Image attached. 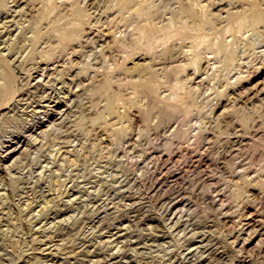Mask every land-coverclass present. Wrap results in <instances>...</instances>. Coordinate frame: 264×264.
<instances>
[{
    "label": "bare ground",
    "instance_id": "bare-ground-1",
    "mask_svg": "<svg viewBox=\"0 0 264 264\" xmlns=\"http://www.w3.org/2000/svg\"><path fill=\"white\" fill-rule=\"evenodd\" d=\"M11 1L14 2L16 6L10 5ZM11 1L0 0V9L2 10L0 12H2V14L3 13L6 14L5 18H4V15L1 16L2 15L1 14L0 19L1 18H3V19L7 18L8 19V17H10L12 19L11 20L12 23L9 22L11 24L9 26L5 23L6 21L4 22L3 20H0V58L1 59L5 58V56L9 57L12 55V54L9 55V51H8L7 55L4 54V52L9 50L10 45H12V44L7 45V41H9V42L12 41V40L10 41V39H11V36H13V33L15 34V31L17 29H19V31L17 30L18 32L16 34V35H19V32L21 31V29H23V28L25 29V27H22V28L18 27V23H19V26L21 23L20 19L27 18L28 15H29V17H31L30 15H32V13L36 10L35 7L38 6V5H36V6H32L29 8L30 3H20L21 1L18 2L17 0H11ZM26 1H28V0H26ZM105 1H107V0H105ZM259 1H262V0H259ZM98 2H99V0H46V3L44 2V4L42 2H40L39 5H41V6L38 7V11H37L38 14L40 13L39 14V16L41 17L39 19L40 22H43V20L47 19L44 14L50 13L51 15L46 14L47 16H50V18L48 17L50 20L48 19L49 22L41 23V24H44V26L43 27L39 26V30L35 31V32H37L35 34V36H34L35 32L33 33V31H32V34L34 36V37L32 36L33 39L36 40V43H38L37 39L39 38V40H40V38H42V36L44 37V32H47V33L50 32L51 34L56 32V36H59L57 38H59L60 43L66 42V43H68L66 45H69V44L72 45L73 43H76V44L72 45L73 48L75 49L77 47V49L81 48V50L84 49L82 47L87 46V45H84V41L86 42L85 44H88V43L90 44V42L95 43L101 39L103 41L101 43H103V44L105 43V45L101 46V54L102 55H103V53L105 54V51L108 48H109V50L111 49V51L114 48H117L122 53V54H119V56H118V58L119 57L121 58V59H119L121 61H118L119 63L115 64L114 69L117 68V69H123L126 71H132L133 72V71H135V69L140 70V68H142V67L143 68L144 67L150 68V71L148 72L149 76L140 71L142 74L140 73L139 77L137 76L138 78L136 77L137 78V79L135 78L136 80H134V78H133V80L135 81V84L138 83V84H141L142 86H146L156 94L159 93V89L161 87V84L164 83L163 81L166 82V79H167L168 81H170V82L167 81L169 84L173 80V82L171 83V86H169V87L165 86L166 88H171L170 93H168L166 91L167 95H164V96L160 95L159 98L161 100H165L168 103V105H174V107L175 106L177 107L179 105H184V106H186L184 108L185 109L187 108L189 111H191L190 108H192V107H199L198 103H200V102H198V97H200L202 95V94H200V96H199V88L201 87L202 84L205 83L204 81L207 78L206 75H209L208 71L209 70L214 71L212 69H214L215 66H213V65H215V64H213L212 65L213 67H211V61L212 62L214 61V63L218 61V60L216 61V57L218 56V53H217V55L216 54L211 55L210 53H214L212 50H214L217 47H219V48L223 47V49H225L226 54L228 55L229 65L231 66V69L228 70L229 73L232 74L231 77H234L236 79L243 78L244 75L242 77L240 76V74H241L239 72L240 70L236 71L237 69L234 70V67H233V65L236 63V56H237V50L234 47V43L237 40L247 41L246 40L247 36H245L244 33H246L247 28L250 26V24L251 23L257 24V23H260L261 21H264V12L257 13L256 15H254V18L252 20H247V19H245L246 17L245 18H241V17L238 18L239 17L238 13H241V12H236V11L230 12V10H229L226 12V14L223 15V13H222L223 11L221 12L222 8L231 7V5H232L231 3H229V1L226 2V0H168V1H166V0H122L120 2L121 3V9H122L121 10L122 18H120L119 15L117 14L118 17L121 19V21H118L117 19H115L117 17L110 18V14L107 11H104V10H101L100 8H97L98 6H96V5L98 4ZM252 2L255 4V6H257L259 4L258 0H252ZM22 4H24V5L22 6ZM32 5H34V4L32 3ZM250 6H244V7L247 8ZM105 7H108V6L106 5ZM112 7H110V8H112ZM101 8H104V7H101ZM239 8H238V11H240ZM236 9H237V7H236ZM68 10L72 11L74 14L72 27L66 28V29L62 28V30H60L59 27L55 26V23H57L55 20L57 18L59 21L61 13L63 11L66 13ZM257 12H259V11H257ZM112 13H113V16L116 15L114 12H112ZM125 13H127V14H125ZM249 13H250V11H249ZM38 14H36V15H38ZM234 15L238 16L237 17L238 19H236V20H238L237 21L238 25L236 24L238 27L235 25L237 27V30H231L232 27L231 28H230V26L228 27V23H226L227 25L223 26L224 28H226L225 29L226 30L225 34H227L226 37L229 36V37H231V39L227 40L228 38L227 39L225 38L223 45L218 46V43H216L217 40L214 36L215 39L214 38L213 39L216 40L215 43L210 42L211 45H209V46H208V44H207V46L205 45L206 49L203 50L202 45L204 43H207L209 41L208 38L210 37V35H212V34H209V37H208L206 32H209L212 30H215V31L219 30L222 27L220 25V22H225L223 20L224 18H231ZM251 16L252 15H250V17ZM62 18H64V16ZM27 19H25V20H27ZM41 19H42V21H41ZM28 20L30 21V19H28ZM236 20H235V23H236ZM23 21L24 20L22 19V22ZM60 21H61V19H60ZM126 21H127V23H126ZM128 21L131 23H128ZM226 21L228 22V19ZM218 23H219V25H218ZM1 24L4 25L3 28L1 26ZM21 24H23V23H21ZM27 24H28V22H27ZM24 25H22V26H24ZM28 26H26V27H28ZM69 26H70V24H69ZM44 27H45L46 31L44 30ZM259 27H257V28H259ZM63 29H65V30H63ZM43 30H44V32H43ZM28 31H30V29ZM21 32H24V31H21ZM21 35H22V33H21ZM216 35H218V33H216ZM218 37H219V35H218ZM53 38L54 37H52V39ZM50 39L48 41H50ZM206 39L208 40L207 42H206ZM48 41H45V42H48ZM23 42L25 43L26 41H23ZM30 42H33V40ZM45 42H43V43H45ZM50 42H54V41H50ZM36 43H35L34 47H36L39 44L38 43L36 45ZM60 43L57 44L58 47L60 46ZM248 43H250V42H248ZM46 44L47 43H45V45ZM64 44H62V45H64ZM28 46L31 47V44L29 43V45H25V47H23V48L24 49L25 48L30 49V47H28ZM48 46H51V45H48ZM214 46H217V47L214 48ZM42 47H44V46H42ZM69 47H70V45H69ZM69 47H66V49H68ZM44 48H39V49H43L41 52H44V54L46 53V56L48 57L47 54L50 55V53L52 51L51 50H50L51 52L49 51L50 47L48 48V50H46L47 48L46 49H44ZM12 49H10V50H12ZM32 49L33 48L30 49L31 51L28 50L29 52L27 51L28 56L30 53L33 54L35 50L39 51V50H37L38 48L37 49L34 48L35 49V50L33 49L34 51ZM77 49H75L72 53L74 54L75 52H77ZM87 49H89V48H87ZM141 49H143L144 52H142L143 50H141ZM52 50H54V49H52ZM61 50H62V48H61ZM19 51L21 52V54H22V52L24 53V50H19ZM78 51H80V50H78ZM114 51H115V49H114ZM20 52H18V54ZM27 52H25V53H27ZM53 52H55V50ZM60 52H59V54H61ZM96 52H94V53H96ZM116 52H118V51L116 50ZM120 52H118V53H120ZM63 53L65 54V52H63ZM255 53H257V52H255ZM18 54H17V56H18ZM92 54H93V52H92ZM219 54H221V53H219ZM3 55H4V57H3ZM98 55H100V54H98ZM52 56H54V55H52ZM26 57H27V55H26ZM100 57H102V56L100 55ZM19 58H20V55H19ZM219 59L221 60L222 58L219 57ZM4 61H5L4 64H6V65L3 66V69L0 68L2 71L1 72L2 81L0 82V87H2V91H0L1 92L0 93V120L1 121L5 118L6 119L9 118V112L14 110L13 105L15 106V103L17 102V98L19 96H21L20 92L23 91L24 86L31 84L32 81H35V83H37V84L43 83L44 85H46V83L48 81H50V79H51V77H50V74H51L50 66L48 63H42L43 59L41 60V62L36 60V61H38V63H36L35 65H33L29 69V73L28 74L26 73L27 75L25 77H23L20 74H19L20 76L16 75L17 72L15 70L22 66V65H16L15 66V63L18 64V62L16 60L9 61V58H8V60H6V58H5ZM1 62H3V61L1 60ZM104 63H106V62H104ZM129 63H132V65L128 66ZM243 63H245V62H243ZM63 64H64V62H63ZM257 64H259V63H257ZM55 66L53 65L54 68H55ZM219 66L220 65H218V67ZM244 67H245V65H244ZM241 68H243V66ZM263 68H264V63H263ZM21 69L19 68V71ZM255 69H258V68H255ZM143 70H145V69H143ZM122 72H124V71H122ZM146 72H147V70H146ZM52 74H53V72H52ZM213 75H214V73H213ZM216 75H218V74H216ZM215 76H214V78H215ZM247 76H249V75H247ZM171 78H174V79H171ZM219 78H220V76H219ZM229 79H230V77H229ZM25 80H26V82H24ZM51 81H52V79H51ZM206 82H207V80H206ZM48 83H50V82H48ZM78 83H79V81H78ZM227 83H229V82L227 81ZM238 83H240V82H237V84ZM248 84H251V83H248ZM255 84H256V82H255ZM255 84H254L255 87L253 86L254 88L253 87L252 88L250 87V89L247 88L248 91L246 93L243 92V94H239L240 90L238 92L235 89L236 92H238V94H239V95L237 94L238 97L235 98L234 101H232L233 103H231L230 106H228L227 103L224 104L226 107L228 106V107L232 108L230 110V111H232V115H233V113H237L239 110L240 111L241 110H243V111L248 110L252 114V112H253L252 110H254L253 106L257 107L256 102H254L255 100H257V101L261 100V102L264 103L262 98L259 99L260 95H264V88H263L264 86H259L258 84H256V85ZM208 85H209V83H208ZM224 85H226V84H224ZM50 86H52V85H50ZM206 86L205 85L203 86V90ZM218 86L220 87V85H218ZM238 86H240V85H238ZM243 86H245V85H243ZM61 87L60 88L57 87V83H56V85L54 84V87L52 86L51 88H47L45 86L44 94L42 93L44 95V96L43 95L42 96L45 99L42 100V102L46 101L47 104L37 106V108H39V109H38V111L36 110L34 112L35 117L32 118V121H31L32 123L27 122V125L29 123H31V124H29L27 131H29L31 133L32 132L35 133L37 130L42 128L45 124H49V123L52 124L56 121V119H53V116L50 114V112H53L55 110V108L57 107V105L60 101V100H58L59 96L57 93H58L59 89H62ZM165 87H164V89H166ZM241 87H242V85H241ZM226 88H228V87L226 86ZM47 89H50L48 93H47ZM134 89L132 88V91H128V92L124 91L125 93L123 92L119 95L116 94V95H118V97L116 96L117 99H114L113 101H111L109 99L111 102L108 105V114L109 113H110V115L114 114L115 118H118V120H122V122L124 120H126V122H127V120L130 121L129 119L132 117L133 121H131V122H134V119H137L139 117L138 113H141V111L143 110L141 105L144 106V101H145V100L143 101V100L138 99L139 95L136 94L137 92L134 91ZM162 89H163V87H162ZM164 89H163V91H164ZM238 89H240V88H238ZM200 90H202V89H200ZM235 90L233 93H235ZM138 91H140V90H138ZM160 91H161V89H160ZM225 91H226V89H225ZM215 93H217V92H215ZM38 94H40V93H38ZM138 94H140V93H138ZM231 94H232V92H231ZM206 96H205V98H207ZM209 96H211V95L209 94ZM214 96H212V97H214ZM224 96L226 97L227 95L224 94ZM150 97H152V96H150ZM263 98H264V96H263ZM21 99H19L18 101H20ZM146 100H148V99H146ZM228 100H230V99H228ZM209 101H210V99H209ZM211 101H213V100L211 99ZM215 101H217V100H215ZM218 101H220V100H218ZM12 103H13V105H12ZM223 103L224 102L220 101V102H217L215 105L212 104L211 108L208 106V108H210V110H208V108L206 107L207 105H206L205 106L206 108L205 107L204 108L207 109L208 111H210L209 116H208L209 119H206L207 118L206 117L207 115H206L205 116L206 121L205 120L204 121H198L200 123H198V124L194 123L193 125H192V122H190L192 126L189 125L190 124L189 123L188 126H191V127L188 130L185 129L186 130L185 133L181 132L182 131L181 129H180L181 131L180 130L177 131L178 133L179 132L182 134L184 133L183 134L184 136H182L183 138L180 137L181 139H173L174 134H175L174 133L173 137H171V139L167 140V138H166L167 134H166V136H164V134H162L164 136V139H166V141H167L165 143L168 146V148H167V150H165V149H160L161 146L160 147L156 146L155 148H153V150H151L149 153H147L148 156L145 159V161L146 160L147 161L145 162V165L143 167H141L143 169V176H144V178L142 179L144 184L142 183L143 186H141V187H143L142 192L141 191L135 192L132 190V187L136 186L139 177L138 176L137 177L131 176L130 178H126L123 180H121L122 179L121 178L120 179L121 181L118 179L120 185L117 188L112 186V185H111L112 186L111 188L108 187L107 191L104 192L105 198L103 200H101L102 199L101 198V199H93V200L89 201L92 204L91 207L94 208L96 211L95 212L93 210L95 215L91 218L89 217L88 218L89 220L87 219V221H85L84 223L79 224L80 226L81 225L82 226L79 229H77V230H79L77 232V233H79L78 236L82 235L81 238H79L77 236L80 239V241L78 242V244L80 245L79 248H82V250L78 248L79 250H81V252L79 250L78 251L80 253H83L85 255V256L84 255L83 256L85 258H87V260H84V259L80 260L79 259L80 256L77 255L78 257L74 258V259H76V262L75 263L73 262V264H81L80 262H82V264H87V263H89V264H135L136 263L135 262L136 253L145 252V251H149V253H151L150 251L153 249V247H156L159 244L161 245V243L163 245V242L170 243V241H172L171 239H174V238H177L179 241H181V239H182L183 243H180V245L184 246L185 248L183 247L184 249L180 250L179 253L177 252V254H175L174 252H173L174 254L173 253L169 254L168 258H166L165 255H162V257L160 256L161 261H159L158 264H229L228 262H230V261H231L230 264H246L247 262H250L252 259L249 258L248 256L247 257L243 256L244 254H246V253L243 254V252L247 251L248 247L251 245H256L258 254L261 255V258H264V169H262V168L257 169L254 167L253 163H255L254 162V160H255L254 154L255 153L252 154L253 152L250 151V150H252V148L254 147V145L256 143H258L259 141H261L264 138V125H263L264 123L262 121H260V119L257 116L254 117L255 113H254V115L253 114L252 115H246L248 113L240 115L242 112L239 114L237 113L238 115L237 114L236 115L239 117H237V119L233 121V119L229 120V118H232L231 117L232 115L229 116V114H227L225 112L229 116V118H228L229 121L223 119L225 116H223V118L221 117L223 122H225V121L227 122L226 127L228 126L227 128H224L225 130H222V129H220V124L222 123V121L220 123V118L218 116L220 113H218V110L223 106ZM18 104H19V102H18ZM260 104L261 103H259V106L261 107L262 104L261 105ZM2 107H4L7 111H3L4 108H2ZM159 107H160V105H159ZM162 107H164V106H162ZM74 108H76V107H74ZM171 108H172V106H171ZM171 108H169V109H171ZM178 108H180V107H178ZM258 108L256 109L257 111H258ZM201 109H203V107ZM23 110H25V109H23ZM260 110H262V109H260ZM189 111H187L188 115H189V113H188ZM201 111H203V110H201ZM216 112L218 113V115H216ZM174 113H175V111H174ZM178 113H181V112H178ZM198 113H199V111L197 112V114ZM206 113L207 112H204V114H206ZM221 113H223V112H221ZM225 113L223 115H225ZM256 113H258V112H256ZM261 113H262V111H261ZM193 114H191V115H193ZM199 114L197 116H199ZM201 114H200V117H201ZM215 115L218 117H216ZM25 116H27V115H25ZM26 119H28V118H26ZM118 120L113 119V121H111V122L109 120H107L106 123H104L105 124L104 125L105 132L109 131V133H110L113 130H115L114 127L118 123L117 122ZM195 120H197V119H195ZM102 121H104V120H102ZM125 123H123V124H125ZM129 124L131 125V123H129ZM129 124H127V125L125 124L126 127H128ZM62 125H64V124H62ZM132 125H133V127H135L133 123H132ZM222 125L224 127L225 124L222 123ZM222 125H221V127H222ZM121 126H122L121 129H123V125H121ZM67 129H68V127H67ZM168 129H169V127H168ZM85 130L87 131V129H85ZM173 130H175V129H173ZM23 131H25V128ZM88 131H89V129H88ZM141 131H142V129H141ZM151 132H152V130H151ZM113 133H114V131H113ZM157 134H159V133H156V135ZM67 136H68V134H67ZM74 136H75V134H74ZM175 138H177V137H175ZM149 140H151V139H149ZM263 141H264V139H263ZM10 142H11V140H10ZM10 142H9V135H7V136L5 135V138H2L0 140V149H1V154H0V180L2 177V173H3V172L1 173V171L5 170V169H7V170L9 169V166H8L9 164L7 165L6 161L9 159L12 152L21 143L20 138H18V141H17L18 145H14V144L9 145ZM157 145H159V143ZM132 146L133 145H132L131 141H128V147H132ZM142 146H144V145H142ZM256 146H259V145H256ZM146 148H147V146H146ZM257 148H259V147H257ZM115 150H117V149H115ZM135 150H137V149L135 148ZM47 153H49V152H47ZM77 153H78V151H77ZM80 154H81V152H80ZM120 155H121V153H120ZM258 155H261V154H258ZM262 156H264V154ZM262 156L260 158L262 159L261 161L263 162L264 159ZM114 160H116V159H114ZM141 160H143V159H141ZM257 162H258V160H257ZM117 164H119V163H117ZM55 165H56V163H55ZM109 165H112V164H109ZM257 166H258V164H257ZM263 168H264V165H263ZM117 169H119V168H117ZM47 170H49V167L47 165L43 166L41 174H45V172ZM81 171H83V170H81ZM86 171H87V169H86ZM52 172H54V171H52ZM107 172L109 173V171H107ZM8 173H9V171H8ZM118 174H119V172H118ZM116 175H117V173H116ZM116 177H118V176H116ZM33 182H34V179H33ZM4 183H7V182H4ZM105 184H107V183H104V185ZM229 184H231V186H236V189H238L239 194L244 195L245 200L243 198V202L241 204L234 205L236 202L235 203L233 202L234 204H232L231 203L232 201L229 202L226 199L227 197H229V196H227V194H229V193H227V191H229L228 190ZM231 186L229 185V187H231ZM74 189L75 188H73V186H71V187L69 186L65 189L64 193L67 194L66 196L68 197V200H66L65 205H63L64 208L57 209V210H59L58 212L56 211L54 214L53 213L51 214V215H53L52 220L45 218L44 222L42 220H41L42 222L40 220L37 221V223L35 222L36 223L35 225L39 224L38 225L39 228L37 227L36 232H38V230L42 229L46 225H48L47 227H49L50 226L49 223H51V222L53 223V225H55L54 223L56 222V219H61L60 221L64 222L67 219L71 218L73 216V213H77V208H75L74 205H70V204H74L75 201L78 200L79 198L81 199V196L83 195V193L81 191H83V190L75 191L76 189L75 190ZM229 189H231V188H229ZM0 190L4 191V193H2V194L0 193L1 194L0 198H3V199L5 198V200H8V199H6V198H8L6 189L0 188ZM85 190L87 191V189H85ZM90 194H88L89 195V196H87L88 198L90 197ZM141 195H146V197H144V196L142 197ZM232 195H233V193H232ZM21 196L22 195L20 194L19 197L21 198ZM25 197L26 196H24L23 198H25ZM118 198H119V201H118L119 203L123 202V201L125 202V203L123 202V204H121V203L120 204L126 207V208L125 207L124 208H125L127 214L129 213L128 211H130V214H132L131 212H133V213L137 212V210H135V208H138L139 211H144V208H146L148 206L151 207L154 211H152V214H148V212L150 211V209H148L149 210V211H147L148 215H144L143 212L139 213L138 215H140V214L144 215V217L141 216L143 218H137L138 215L136 216L133 214L132 215H125L124 214L120 217H117L118 216L117 215L116 216L117 220L112 221L106 229L104 228L105 230L101 229V231H99V232L96 231L97 233H99L97 235V238L100 239L98 241V244L100 245V249L98 247H95L94 244H91L92 240L90 242H88L90 244H87V240H88V239H86L88 237L87 232L89 230H92V232L95 231L94 228L98 226V223L104 221L103 218H105V216H103V215L108 214V211L111 208L109 206L111 204L115 205V200ZM26 199H27V197H26ZM43 199L44 198L42 197V200ZM141 200H146V201L144 202ZM46 201L48 202V200H46V199L43 202H46ZM84 201H87V200H84ZM100 201H102V202L100 203ZM40 202H39V204H40ZM4 203L5 202L2 201V199H0V204H3V206H4ZM7 203H9V202H7ZM147 203H149V204H147ZM237 203H238V201H237ZM28 204H31V203H28ZM200 204H202L201 206H203L204 208H206L210 211L209 217H211V218L213 217V219L215 218L216 221L222 223V226H226L227 225L226 223H228V222H231V223L233 222V224H232L233 227L226 228L227 232L225 231L226 234H224V236H219V237L218 236L216 237V235L210 236L209 233H212L215 231L216 223H214L213 220L212 221L211 220H205V222H203V224L202 223L200 224L198 222L197 219L199 217V214H198L199 212L197 211L198 207L196 209V206L197 205L200 206ZM36 205H38V204H36ZM87 205H89V204H87ZM39 206H41V205H39ZM4 209L5 208H3V210ZM202 211L204 212L203 209H202ZM9 212H10V210H9ZM110 214H111V212H110ZM206 214L208 215V213H206ZM2 216H3L2 217V220H3L5 215H2ZM185 216H187V217L184 218ZM135 217L137 219H139L140 221L139 220L133 221V218H135ZM38 218H40V217H38ZM106 218H107V216H106ZM194 219H196V220H194ZM111 220H113V219H111ZM73 221H75V219ZM61 222H59V223H61ZM134 222H136V223H134ZM135 224H136V226H137V224L142 226L143 228H141V227H139V228L141 230L142 229L145 230L146 233H144L142 231L143 234L141 233V235L130 236L128 234V230L131 229L132 225H135ZM33 225L34 224H32V226ZM229 225H230V223H229ZM27 228L30 229L29 227H27ZM195 230H198V231H195ZM36 232H34L35 234H33V236L36 235ZM43 232L46 233L45 228H44ZM61 232H62V230H61ZM67 233H69V232H67ZM222 233H220V235ZM39 234L40 233H38V235ZM38 235H36V237ZM33 236H32V239L35 238V237L33 238ZM42 236H43V239L41 238L42 251L43 250L45 251V249H49L48 251H51L52 246H51V248H50V246H48L51 244H48L49 242H48L47 238L44 239V235H42ZM60 236H62V235H60ZM39 237H40V235H39ZM128 237H131V238L129 240H126ZM197 237L199 238L198 241H194L191 243L189 242V240L191 241L192 239L193 240L197 239ZM51 239H52V237L49 240H51ZM35 240H36V238H35ZM56 240H58V239H56ZM186 241L189 242V244ZM123 242H124V245H120V243L123 244ZM93 243H95V242H93ZM223 243H225L226 246H229L231 248V253H234L236 255L235 258L230 260L231 255H228V251H227V249H225L226 246L225 245H224V247L222 246ZM52 244H53V242H52ZM54 244H55V242H54ZM121 246H123V249ZM104 247H105V249H104ZM108 247L110 248V250ZM124 247H126L125 248L126 251H124ZM70 248H72V247H70ZM253 249H254V247H253ZM53 251L49 252L48 254L51 255V253H53ZM71 252H72L71 255L75 254L73 251H71ZM53 254H55V253H53ZM76 254H78V252ZM76 254H75V256H76ZM9 255H11V254H9ZM157 256H159V255H157ZM84 257H82V258H84ZM256 257L257 256L255 255L254 258H256ZM259 257L260 256H258V259H259ZM122 258L126 259V261L122 260ZM151 258H154V257H151ZM231 258H232V256H231ZM56 259H58V258H56ZM136 260L138 261V259H136ZM149 260H150V258H149ZM156 260H158V259H156ZM253 260L256 261L255 259H253ZM20 261H22V260H20ZM60 261H61V259L59 258L57 260L58 263H56V264H64L63 261L62 262H60ZM149 263H151V262H149ZM256 263H257V261H256ZM261 263H262V261H260V264ZM53 264H54V262H53ZM137 264H139V263H137ZM251 264H252V262H251Z\"/></svg>",
    "mask_w": 264,
    "mask_h": 264
},
{
    "label": "rangeland",
    "instance_id": "rangeland-1",
    "mask_svg": "<svg viewBox=\"0 0 264 264\" xmlns=\"http://www.w3.org/2000/svg\"><path fill=\"white\" fill-rule=\"evenodd\" d=\"M11 1V0H9ZM18 2L21 1L20 3H30L29 8L32 6H36L35 7V11L32 13V15H30L31 17H29V15L27 16L28 19H30V21L27 18H22L24 21L22 22V19H20L21 24L19 26L18 23V27L22 28L25 27V29H21V31H28L30 29V31H26L24 32H19V35H16L17 32L19 31V29H17L15 31V34L13 33V36H11V39L9 41H7V45H10L9 50L5 51L4 54L7 55L8 51H9V55L11 56H5L6 60L9 61H13L16 60L18 62V64L15 63L16 65H22L21 67H19L21 70L19 71V68H17L15 71L17 72L16 75L18 76L19 74L22 75L23 77H25L28 73H29V69L35 65L36 63L41 62V60L43 59L42 63H48L50 66V77L52 79H50V83H46V85L42 84H37L35 83V81H32L31 84L24 86L23 87V91L20 92L21 96H19L17 98V102L15 103L14 110L9 112V118L8 119H3L2 121L0 120V140L2 138H5V135H9V142L11 140L10 144H14V145H18L17 141L18 138H20L21 143L17 146V148L12 152V154L10 155L9 159L6 161L7 165L9 166V169H5L3 171H1L2 173V177L0 180V188H5L7 191V197L5 200V198H0L2 199V201H4V206L3 204H0V264H56L58 263L57 260L60 258L62 262L64 264H73V262H76V257H78L77 255H79V259L82 260H87V258H85L83 253H80L82 248H79L80 245L78 244V242L80 241L79 238L82 237V235L78 236L79 233H77L81 226L79 224L84 223L85 221H87V219L90 217H93L95 214L93 212V210L95 211L94 208L91 207V203L89 201L93 200V199H101L103 200L105 198V191H107V188H111L112 186L114 187H119V180H123L126 178H130L131 176H138V181L136 186L132 187V190L135 192H142L143 190V169L141 167H143L145 165V159L147 158L148 154L151 150H153V148H155L156 146H161L160 149H165L167 150L168 146L166 145L165 142L166 139H164V136H166L167 134V140L171 139V137H174L173 139H181L183 138L182 136H184L183 134L186 132V130H188L194 123L198 124L200 122L198 121H206V119H209V113L210 108L213 105H215L217 102H224L223 106L218 110V113H220L218 115V113L216 112V115L219 116L220 118V123L222 121L224 125H222V123L220 124V129L225 130L224 128L226 127V121L223 122V120L221 119V117L223 118V116H225L223 119L224 120H228L229 116L232 115V111H230L232 108L228 107L231 105V103H233L232 101L235 100V98L238 97L239 94H243L246 93L248 91V89H250V87L252 88L256 82V84H258L259 86H264V68H263V63H264V21H261L260 23H251L250 26L247 28V31L245 34V36H247V41H243V40H237L234 43V47L237 50V56H236V63L233 65L234 70L238 71L241 73L240 76L243 78H239L236 79L234 77H231L232 74L229 73L228 70L231 69V66L229 65V61H228V55L225 52V49H223V47L219 48L217 46V48H213L214 50H212L214 53H210L211 55H214L218 53V56L216 57V61L212 62L211 61V67L213 66H217L220 65L218 68L214 67V71L209 70L208 73L209 75H206L207 78V82L206 80L204 81L205 83L202 84L203 86L207 85L204 90H203V86L201 85V87L199 88V96L200 94H202L200 97H198V103L199 107H192L190 108L191 111H189L187 108L185 109L184 105H179V106H175L174 105H168V103L165 100H161L159 97L160 95L164 96L167 95V92L170 93L171 88H166L171 86V83L173 82V80L171 81V83L168 84V81L166 79V82L163 81L164 85L161 84V91L159 89V93H154L152 90H150L148 87L146 86H142L141 84L136 83L135 81L138 77L139 74L145 73L146 75H148V72L150 71V68H140L139 69H135V71H126L123 69H114L115 68V64L119 63L118 61H121L119 59H121L120 57L118 58L119 54H122L117 48L111 51V49L109 50L106 49L105 54L103 53V55L101 54V46L105 45V43H101L103 42L101 39L98 40L95 43H91L90 44H85L86 42L84 41V46L81 50V48L77 49V47L75 49H77V52H75L74 54L72 53L75 49L73 48L72 45L76 44L73 43L72 45H66L68 43L66 42H62L60 43L59 36H56V32L55 33H47L44 32V30L46 31L45 27H44V37L42 36V38L37 39L38 43H36V40L33 39V37L35 36V34L39 30V26H44V24L41 23H46L49 22V18L50 16H47L48 14L51 15L50 13H46L44 14L46 16V20H43V22H40V16L38 14V7H40L41 5L40 2H42L44 4V2L46 3V0H17ZM26 1V2H25ZM116 1V2H115ZM122 1V0H121ZM120 0H99L98 4L96 6H98L97 8H100L101 10L107 11L110 14V18H114L117 17L115 19H117L118 21H121L120 18H122V12H121V2ZM168 1V0H166ZM231 3V7H224L222 8L221 12L224 14H226L227 11L230 10V12H241L238 13V16H232L231 18H224L223 20L225 22H220V26L221 28L219 30H212L209 32H206L207 36L210 37L208 38V40L206 39L207 43H204L202 45L203 50L206 49V46L208 44L211 43H215V41L217 40L216 43H218V46H222L224 43L225 38L227 40H230L231 37H226L227 34L226 33V28H224V25H227L226 23H228V27L230 26L231 30H237V21L236 19L238 18H245L247 20H252L254 18V15H256L257 13H262L264 12V0L259 1V4L257 6H255V4L252 2V0H226V2ZM34 5H32V3ZM114 2V3H113ZM236 2V3H235ZM240 2V3H239ZM243 2V3H242ZM262 2V3H261ZM100 3V4H99ZM111 3V4H110ZM240 5H239V4ZM242 3V4H241ZM245 3V4H244ZM247 3V4H246ZM14 4V5H13ZM105 4V5H104ZM239 6H238V5ZM244 4V5H243ZM251 6H250V5ZM262 4V5H261ZM10 5L12 6H16L14 2H10ZM24 4H22L23 6ZM101 5V6H100ZM108 7H105V6ZM237 5V6H236ZM243 5V6H242ZM113 6V7H112ZM244 6H250V7H244ZM262 6V7H261ZM104 7V8H101ZM112 7V8H110ZM237 7V9H236ZM240 7V8H239ZM244 7V8H243ZM20 8V7H19ZM107 8V9H106ZM109 8V9H108ZM230 8V9H229ZM238 8L240 11H238ZM120 9V10H119ZM234 9V10H233ZM243 9V10H242ZM218 10V9H217ZM243 12H242V11ZM246 10V11H245ZM261 10V11H260ZM0 11H2L0 9ZM69 11V10H68ZM62 12L58 19L56 18V22L55 26L59 27L60 30H62V28H71L72 27V22H73V18H74V14L72 11L69 12ZM250 11V13H249ZM259 11V12H257ZM37 12V13H36ZM114 12L116 15L113 16ZM42 13V12H41ZM244 13V14H243ZM246 13V14H245ZM2 14V12H0V15ZM38 14V15H36ZM119 17H118V15ZM127 14V13H125ZM4 15V18L6 16L5 13H3L1 16ZM36 15V16H35ZM250 15H252L250 17ZM64 16V18H62ZM244 16V17H243ZM34 17V18H33ZM49 17V18H48ZM124 17V16H123ZM238 17V18H237ZM248 17V18H247ZM19 18V17H18ZM36 18V19H35ZM119 18V19H118ZM27 19V20H25ZM32 19V20H31ZM49 19V20H48ZM61 19V21H60ZM124 19V18H123ZM228 19V22L226 21ZM0 20H3L8 26L11 25L10 23H12V19L10 17H8V19H3L1 18ZM10 20V21H9ZM39 20V21H38ZM234 20V21H233ZM236 20V23H235ZM2 21V22H3ZM32 21V22H31ZM42 21V19H41ZM117 21V22H118ZM10 22V23H9ZM28 22V24H27ZM231 22V23H230ZM127 23V21H126ZM128 23H131L128 21ZM222 23V24H221ZM235 23V24H234ZM25 24V25H24ZM52 24V23H51ZM66 24V25H65ZM70 24V26H69ZM237 24V25H236ZM24 25V26H22ZM29 25V26H28ZM219 25V23H218ZM237 27H236V26ZM2 28L4 25H2ZM28 26V27H26ZM65 26V27H64ZM261 28H260V27ZM227 27V26H226ZM259 27V28H257ZM263 27V28H262ZM1 28V29H2ZM33 28V29H32ZM41 28V27H40ZM236 28V29H235ZM251 28V29H250ZM255 28V29H254ZM63 29V30H65ZM32 31L34 33V36L32 34ZM208 31V30H207ZM260 31V32H259ZM262 31V32H261ZM216 33H218V35H216ZM255 34V35H254ZM46 35V36H45ZM33 36V37H32ZM48 36V37H47ZM54 37L52 39V37ZM216 40H214L215 38ZM17 37V38H16ZM46 37V38H45ZM250 37V38H249ZM261 37V38H260ZM26 38V39H25ZM45 38V39H44ZM48 38V39H47ZM51 38V39H50ZM214 38V39H213ZM21 39V40H20ZM50 39V41H54V42H50L48 41ZM214 41H213V40ZM29 40V41H28ZM33 42H30L32 41ZM16 41V42H15ZM21 41V42H20ZM23 41H26L25 43ZM48 41V42H45ZM58 41V42H57ZM100 41V42H99ZM261 41V42H260ZM47 43L45 45V43ZM50 42V43H49ZM243 42V43H242ZM250 42V43H248ZM257 42V43H256ZM20 43V44H19ZM29 43L31 44V48H35L39 51H34V53H30L28 56V52L31 51L28 48H23L25 47V45H29ZM36 43V47H34ZM43 43V44H42ZM49 43V44H48ZM58 43H60V46L58 47ZM65 43V44H64ZM25 44V45H24ZM41 44V45H40ZM53 44V45H52ZM64 44V45H62ZM24 45V46H23ZM51 45V46H48ZM57 47H56V46ZM66 45V46H65ZM98 45V46H97ZM206 45V46H205ZM44 46V47H42ZM72 46V47H71ZM263 46V47H262ZM50 47V48H49ZM66 47H69L68 49H66ZM91 47V48H90ZM248 47V48H247ZM13 48V49H12ZM16 48V49H15ZM39 48H44L46 50H48L51 52L50 55H54V56H50L49 54L48 57L46 56V53L44 54V52H41L43 49H39ZM62 48V50H61ZM73 48V49H72ZM89 48V49H87ZM12 49V50H10ZM24 50V53L19 51V50ZM55 52H53L54 50ZM66 49V50H65ZM72 49V50H71ZM91 49V50H90ZM212 49V48H211ZM210 49V50H211ZM26 50V51H25ZM29 50V51H28ZM65 50V51H64ZM80 50V51H78ZM90 50V51H89ZM116 50L118 52H116ZM143 50V49H141ZM258 50V51H257ZM11 51V52H10ZM20 52L18 54V52ZM28 51V52H27ZM32 51V52H33ZM57 51V52H56ZM61 51V52H60ZM85 51V52H84ZM97 51V52H96ZM100 51V52H99ZM114 51V52H113ZM209 51V50H208ZM27 52V53H25ZM59 52L61 54H59ZM65 52V54L63 53ZM72 54H71V53ZM93 52V54H92ZM96 52V53H94ZM112 52V53H111ZM144 52V50L142 51ZM257 52V53H255ZM15 53V54H14ZM40 53V54H39ZM88 53V54H87ZM110 53V54H109ZM116 53V54H115ZM221 53V54H219ZM14 54V55H13ZM18 54V56H17ZM32 54V55H31ZM37 54V55H36ZM77 54V55H76ZM100 54L102 57H100ZM109 54V55H108ZM118 54V55H117ZM248 54V55H247ZM250 54V55H249ZM18 57H16V56ZM20 55V58H19ZM27 55V57H26ZM56 55V56H55ZM94 55V56H93ZM112 55V56H111ZM241 55V56H240ZM15 56V57H14ZM25 56V57H24ZM45 56V57H44ZM60 56V57H59ZM4 57V55H3ZM34 57V58H33ZM222 58L221 60L219 59ZM241 57V58H240ZM5 58L1 59L0 58V68L3 69V66L6 65L5 63ZM15 58V59H14ZM46 60H45V59ZM52 60H51V59ZM243 58V59H242ZM261 58V59H260ZM22 59V60H21ZM25 59V60H24ZM40 59V60H39ZM92 59V60H91ZM239 59V60H238ZM251 59V60H250ZM1 60L3 62H1ZM30 60V61H29ZM38 60V61H36ZM48 60V61H47ZM104 60V61H103ZM113 60V61H112ZM220 60V61H219ZM223 60V61H222ZM228 62H227V61ZM56 61V62H55ZM68 61V62H67ZM116 61V62H115ZM222 61V62H221ZM26 62V63H25ZM64 62V64H63ZM106 62V63H104ZM224 62V63H223ZM242 62V63H241ZM245 62V63H243ZM247 62V63H246ZM262 62V63H261ZM111 63V64H110ZM227 63V64H226ZM259 63V64H257ZM215 64V65H213ZM237 64V65H236ZM239 64V65H238ZM257 64V65H256ZM26 65V66H25ZM53 65L55 66V69L53 67ZM92 65V66H91ZM99 65V66H98ZM131 66L132 63H129L128 66ZM213 65V66H212ZM227 65V66H226ZM241 65V66H240ZM245 65V67H244ZM262 65V66H261ZM236 66V67H235ZM243 66V68H241ZM256 66V67H255ZM24 67V68H23ZM62 67V68H61ZM68 69H67V68ZM110 69H109V68ZM227 67V68H226ZM230 67V68H229ZM238 67V68H237ZM251 67V68H250ZM27 68V69H26ZM65 68V69H64ZM224 68V69H223ZM226 68V69H225ZM258 68V69H255ZM1 69H0V82L2 81L1 79ZM25 69V70H24ZM145 69V70H143ZM149 69V70H148ZM221 69V70H220ZM246 69V70H245ZM250 71H249V70ZM253 69V70H252ZM255 69V70H254ZM24 70V71H23ZM56 70V71H55ZM139 70V71H138ZM147 70V72H146ZM216 70V71H215ZM28 71V72H27ZM49 71V72H50ZM124 71V72H122ZM141 71V72H140ZM245 71V72H244ZM255 71V72H254ZM53 72V74H52ZM139 72V73H138ZM228 74H227V73ZM234 72V71H233ZM27 73V74H26ZM55 73V74H54ZM63 75H62V74ZM112 73V74H111ZM131 73V74H130ZM141 73V74H142ZM214 73V75H213ZM218 75H216V74ZM251 73V74H250ZM253 73V74H252ZM126 74V75H125ZM19 75V76H20ZM110 75V76H109ZM113 77H112V76ZM133 75V76H132ZM213 75V76H212ZM217 77H216V76ZM227 75V76H226ZM229 75V76H228ZM249 75V76H247ZM55 76V77H54ZM135 76V77H134ZM138 76V77H137ZM149 76V75H148ZM215 76V78H214ZM220 76V78H219ZM131 77V78H130ZM137 77V78H136ZM223 77V78H222ZM230 77V79H229ZM63 78V79H62ZM134 78V80H133ZM136 78V79H135ZM249 78V79H248ZM258 78V79H257ZM57 79V80H56ZM59 79V80H58ZM130 79V80H129ZM132 79V80H131ZM174 79V78H171ZM218 79V80H217ZM251 79V80H250ZM54 80V81H53ZM79 83H78V81ZM170 80V79H169ZM217 80V81H216ZM223 80V81H222ZM168 81V82H167ZM222 81V82H221ZM227 81L230 83H227ZM243 81V82H242ZM261 81V82H260ZM26 82V80L24 81ZM237 82H240L237 84ZM242 82V83H241ZM254 82V83H253ZM258 82V83H257ZM52 83V84H51ZM57 83V87H61L62 89H59L58 91V96H59V103L57 105V107L55 108V110L53 112H50V114L53 116V119H56V121L54 123H49V124H45L42 128H40L39 130H37L35 133H31L29 131H27V128L29 127V124H31L32 122V118L35 117L34 112L39 108H37L38 105H46L47 102L44 101L42 102V100H44L45 98H43V94H44V88L45 86L47 88H51L52 86L54 87V84L56 85ZM166 83V84H165ZM209 83V85H208ZM247 83V84H246ZM251 83V84H248ZM34 84V85H33ZM226 84V85H224ZM229 84V85H228ZM255 84V85H256ZM44 85V86H43ZM52 85V86H50ZM137 85V86H136ZM168 85V86H167ZM220 85V87L218 86ZM232 85V86H231ZM240 85V86H238ZM242 85V87H241ZM245 85V86H243ZM247 85V86H246ZM250 85V86H249ZM166 86V87H165ZM226 86L228 88H226ZM40 87V88H39ZM164 87L166 89H163ZM231 87V88H230ZM245 87V88H244ZM255 87V86H254ZM253 87V88H254ZM42 88V89H41ZM132 88L134 89V91H136L137 95H139L140 100H145L144 101V106H142V111L141 113H138L139 117L137 119H134V122L132 120V117L129 119L130 121L124 120L122 122V120H118V118H115L114 114L110 113L108 114V105L111 101H113L114 99H117L118 95L128 91H132ZM207 88V89H206ZM220 90H219V89ZM240 88V89H238ZM244 88V89H243ZM248 88V89H247ZM262 88V87H261ZM264 88V87H263ZM34 89V90H33ZM146 89V90H145ZM202 89V90H200ZM226 89V91H225ZM230 89V90H229ZM239 92H236V90ZM50 89H47V93L49 92ZM140 90V91H138ZM144 90V91H143ZM207 90V91H206ZM235 90V93H233ZM245 90V91H244ZM0 91H2V87H0ZM33 91V92H32ZM37 91V92H36ZM86 91V92H85ZM122 91V92H121ZM167 91V92H166ZM224 91V92H223ZM228 91V92H227ZM23 92V93H22ZM119 92V93H118ZM124 92V93H125ZM217 92V93H215ZM232 92V94H231ZM1 93V92H0ZM27 93V94H26ZM40 93V94H38ZM43 93V94H42ZM72 93V94H71ZM140 93V94H138ZM148 93V94H147ZM163 93V94H162ZM23 94V95H22ZM29 94V95H28ZM46 94V93H45ZM65 94V95H64ZM82 94V95H81ZM118 94V95H116ZM144 94V95H143ZM209 94L211 96H209ZM219 94V95H218ZM224 94H226L227 96L225 97ZM238 94V95H237ZM36 95V96H35ZM43 95V96H42ZM68 95V96H67ZM207 95V96H206ZM215 95V96H214ZM231 95V96H230ZM237 95V96H236ZM35 96V97H34ZM117 96V97H116ZM152 96V97H150ZM204 96V97H203ZM205 96L208 98H205ZM210 98H209V97ZM214 96V97H212ZM219 96V97H218ZM264 95H260L259 99H263ZM39 97V98H38ZM68 97V98H67ZM144 97V98H143ZM154 97V98H153ZM203 97V98H202ZM223 97V98H222ZM229 97V98H228ZM22 98V99H21ZM43 98V99H42ZM148 100H146V99ZM151 98V99H150ZM205 98V99H204ZM219 98V99H218ZM230 100H228V99ZM232 98V99H231ZM19 99H21L20 101H18ZM32 99V100H31ZM74 99V100H73ZM93 99V100H92ZM102 99V100H101ZM111 101H110V100ZM211 101V99L213 101ZM224 99V100H223ZM226 99V100H225ZM258 99V100H259ZM26 100V101H25ZM156 100V101H155ZM217 100V101H215ZM220 100V101H218ZM65 101V102H64ZM103 101V102H102ZM150 103H149V102ZM155 101V102H154ZM226 101V102H225ZM228 101V102H227ZM19 102V104H18ZM71 102V103H70ZM78 102V103H77ZM146 102V103H145ZM214 102V103H213ZM216 102V103H215ZM254 102H256V106H253L252 110V114L255 116L254 117H258L260 119V121H262L264 123V103L260 101L255 100ZM70 103V104H69ZM149 103V104H148ZM209 103V104H208ZM228 104V108L224 105V104ZM259 103L262 104V106H259ZM260 104V105H261ZM25 105V106H24ZM147 105V106H146ZM160 105V107H159ZM207 105V106H206ZM17 106V107H16ZM33 106V107H32ZM164 106V107H162ZM172 106V108H171ZM208 108V106L210 108L205 109L206 107ZM76 107V108H74ZM144 107V108H143ZM146 107V108H145ZM180 107V108H178ZM203 107V109H201ZM205 107V108H204ZM262 109V110H260ZM263 107V108H262ZM4 108V107H2ZM158 108V109H157ZM171 108V109H169ZM175 108V109H174ZM258 108V111L256 110ZM25 109V110H23ZM59 111H58V110ZM163 109V110H162ZM165 109V110H164ZM178 109V110H177ZM199 111L200 114L199 116H197V110ZM63 110V111H62ZM99 110V111H98ZM180 110V111H179ZM189 111V115L187 114V111ZM194 110V111H193ZM203 110V111H201ZM207 110V111H206ZM222 110V111H221ZM3 111H7L5 108L3 109ZM19 111V112H18ZM155 111V112H154ZM175 111V113H174ZM197 111V112H196ZM223 113H221V112ZM229 111V112H228ZM240 111V110H239ZM237 112L238 114L241 113L240 115H243L245 113H248L246 115H252L250 111L246 110L243 111L241 110L240 112ZM262 111V113H261ZM16 114H15V113ZM181 112V113H178ZM204 112H207L206 114H204ZM229 114V116L226 114ZM258 112V113H256ZM158 113V114H157ZM194 113V114H193ZM225 113V115H223ZM237 113H233V115L231 116L232 118H229V120L233 119L236 120L238 114ZM11 114V115H10ZM61 114V115H60ZM193 114V115H191ZM197 114V115H196ZM204 114V115H203ZM237 114V115H236ZM27 115V116H25ZM157 115V116H156ZM172 115V116H171ZM187 115V116H186ZM207 115V116H206ZM215 115V116H216ZM261 115V116H260ZM62 116V117H61ZM111 116V117H110ZM207 118H206V117ZM216 116V117H218ZM234 116V117H233ZM28 119H26V118ZM114 117V118H113ZM176 117V118H175ZM196 117V118H195ZM204 119H203V118ZM111 118V119H110ZM117 119L118 123L115 125L114 129V133L113 131L109 133V131L105 132L104 130V123H106L107 120H109L110 122L113 121V119ZM206 118V119H205ZM24 119V120H23ZM197 119V120H195ZM262 119V120H261ZM9 120V121H8ZM22 120V121H21ZM104 120V121H102ZM169 120V121H168ZM228 120V121H229ZM7 121V122H6ZM17 121V122H16ZM61 121V122H60ZM120 121V122H119ZM5 122V123H4ZM21 122V123H20ZM27 122H31L27 125ZM126 122V123H125ZM172 122V123H171ZM192 122V125L191 123ZM126 125L131 123V125L128 127H126ZM132 123L134 124L135 127H133ZM169 123V124H168ZM190 123V124H189ZM64 124V125H62ZM66 124V125H65ZM101 124V125H100ZM185 124V125H184ZM191 125V126H188ZM15 125V126H14ZM47 125V126H46ZM101 127H100V126ZM121 125H123V129H121ZM125 125V126H124ZM177 125V126H176ZM222 125V127H221ZM264 125V124H263ZM25 126V127H24ZM57 126V127H56ZM142 126V127H141ZM15 127V128H14ZM68 127V129H67ZM93 127V128H92ZM153 127V128H152ZM169 127V129H168ZM25 128V131H23ZM87 129V131L85 129ZM130 130H129V129ZM89 129V131H88ZM136 129V130H135ZM142 129V131H141ZM152 132H151V130ZM175 129V130H173ZM182 131H181V130ZM186 129V130H185ZM93 130V131H92ZM173 130V131H172ZM181 131L184 132L182 133H178L177 131ZM23 131V132H22ZM122 131V132H121ZM134 131V132H133ZM7 132V133H6ZM9 132V133H8ZM98 132V133H97ZM159 133L156 135V133ZM165 132V133H164ZM173 132V133H172ZM5 133V134H4ZM152 133V134H151ZM68 134V136H67ZM75 134V136H74ZM78 134V135H77ZM104 134V135H103ZM111 134V135H110ZM142 134V135H141ZM155 134V135H154ZM164 134V136L162 135ZM107 135V136H106ZM137 135V136H136ZM161 135V136H160ZM181 135V136H180ZM4 136V137H3ZM94 136V137H93ZM163 136V137H162ZM80 137V138H79ZM159 137V138H158ZM169 137V138H168ZM177 137V138H175ZM181 137V138H180ZM13 138V139H12ZM66 138V139H65ZM70 138V139H69ZM140 138V139H139ZM161 138V139H160ZM22 139V140H21ZM69 139V140H68ZM76 139V140H75ZM139 139V140H138ZM147 139V140H146ZM151 139V140H149ZM154 139V140H153ZM264 139V138H263ZM263 139L261 141H259L258 143H256L254 145V149L252 148L251 153L254 154L255 156V160L253 163L254 167L257 169H264L263 165H264V160L263 162L261 161L262 159L260 158L264 153V141ZM17 140V141H16ZM101 140V141H100ZM158 142H157V141ZM29 141V142H28ZM76 141V142H75ZM128 141H131L132 143V147H128ZM148 141V142H147ZM164 141V142H163ZM93 142V143H92ZM161 142V143H160ZM17 143V144H16ZM81 143V144H80ZM97 143V144H96ZM102 143V144H101ZM159 143V145H157ZM163 143V144H162ZM83 144V145H82ZM101 144V145H100ZM141 144V145H140ZM73 145V146H72ZM78 145V146H77ZM144 145V146H142ZM163 145V146H162ZM259 145V146H256ZM104 146V147H103ZM108 146V147H107ZM124 146V147H123ZM147 146V148H146ZM263 148H262V147ZM85 147V148H84ZM112 147V148H111ZM127 147V148H126ZM259 147V148H257ZM114 148V149H113ZM135 148L137 150H135ZM261 148V149H260ZM112 149V150H111ZM117 149V150H115ZM149 151H148V150ZM54 150V151H53ZM72 150V151H71ZM110 150V151H109ZM256 150V151H255ZM76 151V152H75ZM78 151V153H77ZM81 154H80V152ZM146 151V152H145ZM260 151V152H259ZM263 151V152H262ZM49 152V153H47ZM117 152V153H116ZM126 152V153H125ZM257 152V153H256ZM66 153V154H65ZM69 153V154H68ZM85 153V154H84ZM96 153V154H95ZM102 153V154H101ZM104 153V154H103ZM121 153V155H120ZM146 153V154H145ZM0 154H1V149H0ZM45 154V155H44ZM88 154V155H87ZM94 154V155H93ZM121 158H119L117 155ZM261 154V155H258ZM40 155V156H39ZM81 155V156H80ZM87 157H86V156ZM98 155V156H97ZM123 155V156H122ZM259 157H258V156ZM52 156V157H51ZM54 156V157H53ZM64 156V157H63ZM95 156V157H94ZM101 156V157H100ZM35 157V158H34ZM57 157V158H56ZM70 157V158H69ZM87 159H85V158ZM264 159V156H262ZM46 158V159H45ZM54 158V159H53ZM64 158V159H63ZM76 160H74V159ZM33 159V160H32ZM38 159V160H37ZM41 159V160H40ZM45 159V160H44ZM72 159V160H71ZM113 159V160H112ZM116 159V160H114ZM143 159V160H141ZM47 160V161H46ZM65 160V161H64ZM80 160V161H79ZM96 160V161H95ZM112 160V161H111ZM124 160V161H123ZM258 160V162H257ZM46 161V162H45ZM54 161V162H53ZM261 161V162H260ZM36 162V163H35ZM58 162V163H57ZM69 162V163H68ZM257 162V163H256ZM45 163V164H44ZM56 163V165H55ZM119 163V164H117ZM63 164V165H62ZM78 164V165H77ZM112 164V165H109ZM140 164V165H139ZM258 164V166H257ZM35 165V166H34ZM47 165L49 167V170H47L45 172V174H41L42 171V167ZM53 166V167H52ZM70 166V167H69ZM82 168H81V167ZM121 166V167H120ZM262 166V167H261ZM30 167V168H29ZM106 167V168H105ZM110 167V168H109ZM72 168V169H71ZM78 168V169H77ZM81 168V169H80ZM87 171H86V169ZM108 168V169H107ZM119 168V169H117ZM53 169V170H52ZM63 169V170H62ZM107 169V170H106ZM116 169V170H115ZM142 169V170H141ZM261 169V170H262ZM61 170V171H60ZM78 170V171H77ZM83 170V171H81ZM112 170V171H111ZM118 170V171H117ZM141 170V171H140ZM9 171V173H8ZM54 171V172H52ZM60 173H59V172ZM65 171V172H64ZM68 171V172H67ZM77 171V172H76ZM80 171V172H79ZM109 171V173L107 172ZM124 171V172H123ZM30 172V173H29ZM58 172V173H57ZM83 172V173H82ZM111 172V173H110ZM119 172V174H118ZM32 173V174H31ZM68 173V174H67ZM117 173V175H116ZM9 174V175H8ZM29 174V175H28ZM61 174V175H60ZM64 174V175H63ZM75 174V175H74ZM84 174V175H83ZM135 174V175H134ZM41 175V176H40ZM57 175V176H56ZM71 175V176H70ZM86 175V176H85ZM30 176V177H29ZM49 176V177H48ZM118 176V177H116ZM40 177V178H39ZM44 177V178H43ZM100 177V178H99ZM113 177V178H112ZM5 178V179H4ZM46 178V179H45ZM103 178V179H102ZM34 179V182H33ZM38 179V180H37ZM44 179V180H43ZM99 179V180H98ZM119 179V180H118ZM23 180V181H22ZM86 182H85V181ZM105 180V181H104ZM120 180V181H121ZM32 181V182H31ZM38 181V182H37ZM118 181V182H117ZM7 182V183H4ZM31 182V183H30ZM63 182V183H62ZM73 182V183H72ZM100 182V183H99ZM91 183V184H90ZM104 183H107L104 185ZM143 183V184H142ZM39 184V185H38ZM99 184V185H98ZM116 184V185H115ZM131 184V183H130ZM141 184V185H140ZM7 185V186H6ZM23 185V186H22ZM33 185V186H32ZM112 185V186H111ZM231 186V184H229ZM228 185V190L227 193V197L226 199L231 202L234 205L237 204H241L243 202V198L244 195L239 194L238 189H236V186H231L229 187ZM6 186V187H5ZM28 186V187H27ZM71 187L73 186V188H75V191H81L83 193V195L81 196V199L79 198L78 200L75 201L74 204H70V205H74L75 208H77V213H73V216L69 219H67L64 222H61V219H56V222L54 223L55 225H53V223H49V227H47L48 225H46L45 227H43L42 229L37 231V227L38 225H35L37 223V221H45V218L52 220L53 215H51L52 213L54 214L56 211L58 212L59 210L57 209H62L64 208L63 205H65L66 200H68V197L66 196L67 194H65V189L67 187ZM77 186V187H76ZM31 187V188H30ZM103 187V188H102ZM105 187V188H104ZM235 187V188H234ZM25 188V189H24ZM65 188V189H64ZM231 188V189H229ZM34 189V190H33ZM87 189V191L85 190ZM166 189V188H165ZM101 190V191H100ZM232 192H231V191ZM95 191V192H94ZM100 191V192H99ZM21 192V193H20ZM231 192V193H230ZM0 193H4V191L0 190ZM90 194V197L88 198L87 196H89L88 194ZM94 193V194H93ZM102 193V194H101ZM233 193V195H232ZM0 194V195H1ZM20 194L22 195L21 198L19 197ZM18 195V196H17ZM99 195V196H98ZM11 196V197H10ZM24 196L26 197L23 198ZM142 197H146V195H141ZM231 196V197H230ZM243 196V197H242ZM19 197V198H18ZM42 197L44 198L42 200ZM95 197V198H94ZM23 198V199H22ZM41 198V199H40ZM88 198V199H87ZM230 200H229V199ZM239 198V199H238ZM22 199V200H21ZM40 199V200H39ZM48 200V202H43ZM236 199V200H235ZM21 200V201H20ZM87 200V201H84ZM240 200V201H239ZM245 200V198H244ZM9 203H7V202ZM21 203H20V202ZM33 201V202H32ZM36 203H35V202ZM41 201V202H40ZM119 198L115 200V205H110L109 207L110 210L108 211L107 215H103L105 216L104 221L98 223V226L94 228V232H92V230H89L87 233V244H90L88 242H90L91 240V244H94L95 247H98L100 249V245L98 244V241L100 240L99 238H97V235L99 233V231L105 230L112 221H116V216L120 217L122 215H138L139 213H144V215H148V214H152V211H154L151 207H146L144 208V211H139L138 208H135V210H137V212H131L132 214H130V211H128L129 213L127 214L126 210H125V206L121 205L123 204V202H118ZM141 201H146V200H141ZM238 201V203H237ZM254 201V200H253ZM18 202V203H17ZM23 202V203H22ZM40 202V204H39ZM44 204H43V203ZM83 204H82V203ZM85 202V203H84ZM88 202V203H87ZM102 201H100L101 203ZM234 202V203H233ZM27 205H26V204ZM31 203V204H28ZM125 203V202H124ZM38 204V205H36ZM80 204V205H79ZM89 204V205H87ZM118 204V205H117ZM146 204V203H145ZM149 204V203H147ZM35 207H34V206ZM41 205V206H39ZM83 205V206H82ZM202 204H200V206H196L197 211L199 212V217H198V222L201 224H203V222H205V220H213L214 223H216V227H215V231L212 233H209L210 236L212 235H216V237L218 236H224V234H226L227 229L229 227H233V222H228L226 223V226H222V223L216 221V219L213 217H209V210L204 208L203 206H201ZM62 206V207H61ZM125 207V208H124ZM201 209H200V208ZM203 207V208H202ZM3 208H5L3 210ZM49 208V209H48ZM79 208V209H78ZM8 209V210H7ZM88 209V210H87ZM90 209V210H89ZM123 209V210H122ZM134 209V208H133ZM150 209V211L148 210ZM202 209L204 210V212L202 211ZM10 210V212H9ZM36 210V211H35ZM40 210V211H39ZM50 210V211H49ZM52 210V211H51ZM8 211V212H7ZM81 211V212H80ZM101 211V210H100ZM147 211L148 214H147ZM12 212V213H11ZM19 212V213H18ZM96 212V211H95ZM111 212V214H110ZM203 212V213H202ZM88 213V214H87ZM146 213V214H145ZM208 213V215L206 214ZM9 214V215H8ZM114 216H113V215ZM2 215H5L3 220H2ZM40 215V216H39ZM79 215V216H78ZM143 214L138 215L137 218H143L144 217ZM9 218H8V217ZM28 216V217H27ZM107 216V218H106ZM113 216V217H112ZM143 216V217H141ZM40 217V218H38ZM187 216H185L184 218H186ZM209 217V218H208ZM110 220H109V219ZM136 217L133 218V221H138L139 219H137ZM8 219V220H7ZM37 219V220H36ZM75 219V221H73ZM113 219V220H111ZM6 220V221H5ZM29 220V221H28ZM89 220V219H88ZM109 222H108V221ZM196 220V219H194ZM215 220V221H214ZM41 221V222H42ZM140 221V220H139ZM34 222V223H33ZM36 222V223H35ZM61 222V223H59ZM67 222V223H66ZM218 222V223H217ZM72 223V224H71ZM136 223V222H134ZM230 223V225H229ZM18 224V225H17ZM24 224V225H23ZM32 224H34L32 226ZM105 224V225H104ZM229 225V226H228ZM68 226V227H67ZM132 225L131 229L128 230V234L130 236L132 235H141V233L143 234L146 233L145 230H141L139 227L143 228L142 226L138 225L137 226ZM222 226V227H221ZM27 227H29L30 229H28ZM78 227V228H77ZM225 229H224V228ZM26 228V229H25ZM39 228V227H38ZM44 228L46 230V233H44ZM105 228V229H104ZM138 228V229H137ZM32 229V230H31ZM35 229V230H34ZM223 231H222V230ZM20 230V231H19ZM30 232H29V231ZM51 230V231H50ZM62 230V232H61ZM67 230V231H66ZM76 230V231H75ZM42 231V232H41ZM97 231V232H96ZM140 231V232H139ZM143 231V232H142ZM198 231V230H195ZM226 231V232H225ZM33 232V233H32ZM34 232H36V235H38V233H40V237L39 235L36 237L33 236V234H35ZM53 232V233H52ZM55 232V233H54ZM69 232V233H67ZM92 232V233H91ZM219 232V233H218ZM223 232V233H222ZM29 233V234H28ZM42 233V234H41ZM48 233V234H47ZM50 233V234H49ZM57 233V234H56ZM95 233V234H94ZM217 233V234H216ZM220 233H222L220 235ZM26 234V235H25ZM59 234V235H58ZM90 234V235H89ZM208 234V235H209ZM44 235V239H48V245L52 246L51 251H53V253H51V255H49L48 253L51 251H48L49 249H45V251H42L41 245V238L43 239ZM47 235V236H46ZM58 235V236H57ZM62 235V236H60ZM76 235V236H75ZM96 235V236H95ZM35 237L34 239H32ZM42 236V237H41ZM79 238H78V237ZM52 237L51 240H49ZM56 237V238H55ZM76 237V238H75ZM55 238V239H54ZM62 238V239H61ZM69 238V239H68ZM131 237H128L126 240H129ZM32 239V240H31ZM58 239V240H56ZM75 239V240H74ZM40 240V241H39ZM172 241H170V243H165L163 242V245L161 243V245H157L156 247H153V249L150 251L151 253H149V251H145V252H138L136 253L135 256V264L139 263V264H158L160 260V256L162 257V255H165L166 258H168L169 254H172L173 252L175 254H177V252L179 253L180 250H183L185 247L181 246L180 243H183V240L181 239V241H179L177 238L171 239ZM199 238L197 237V239H192L191 241L189 240V242H194V241H198ZM57 241V242H56ZM64 241V242H63ZM70 241V242H69ZM77 243H76V242ZM178 241V242H177ZM35 242V243H34ZM39 242V243H38ZM53 242V244H52ZM55 242V244H54ZM62 242V243H61ZM95 242V243H93ZM174 242V243H173ZM187 242V241H186ZM189 242H187L189 244ZM2 243V244H1ZM73 243V244H72ZM97 243V244H96ZM186 243V244H187ZM96 244V245H95ZM120 245H124L120 243ZM225 243H223V247H224ZM4 246V247H3ZM6 246V247H5ZM68 246V247H67ZM173 246V247H172ZM226 246V245H225ZM72 247V248H70ZM123 249V246H121ZM175 247V248H174ZM178 247V248H177ZM184 247V248H183ZM254 247V249H253ZM41 248V249H40ZM81 250H79V249ZM97 248V249H98ZM109 248V247H108ZM126 247H124V251H126L125 249ZM159 250H158V249ZM169 248V249H168ZM172 248V249H171ZM229 246H226L225 249H227L228 251V255L230 256V260L235 258L236 255L234 253H231V248L229 249ZM252 248V249H251ZM56 249V250H55ZM59 251H58V250ZM71 249V250H70ZM105 249V247H104ZM128 249V248H127ZM3 250V251H2ZM6 250V251H5ZM12 252H11V251ZM70 250V251H69ZM80 252H79V251ZM86 250V249H85ZM89 250V249H88ZM110 250V248H109ZM163 250V251H162ZM165 250V251H164ZM71 251H73L75 254L78 252V254L71 255ZM76 251V252H75ZM98 251V250H97ZM160 251V252H159ZM248 251V252H247ZM243 252L246 253L243 256L245 257H249L252 260L250 262H247L246 264H260V261H262L261 264H264V258H261V255L258 254L257 251V246L256 245H251L248 247V250ZM250 251V252H249ZM252 251V252H251ZM109 252V251H108ZM154 252V253H153ZM156 252V253H155ZM165 252V253H164ZM254 252V253H253ZM70 253V254H69ZM158 253V254H157ZM162 253V254H161ZM164 253V254H163ZM173 253V254H174ZM231 253V254H230ZM253 253V254H252ZM11 254V255H9ZM81 254V255H80ZM257 256L256 258L255 255ZM258 254V255H257ZM9 255V256H8ZM69 255V256H68ZM71 255V256H70ZM84 255V256H83ZM145 255V256H144ZM159 255V256H157ZM45 256V257H44ZM58 256V257H57ZM74 256V257H73ZM150 256V257H149ZM258 256L259 259H258ZM8 257V258H7ZM12 257V258H11ZM69 257V258H68ZM84 257V258H82ZM148 257V258H147ZM154 257V258H151ZM159 257V258H158ZM51 258V259H50ZM55 258V259H54ZM58 258V259H56ZM65 258V259H64ZM68 258V259H67ZM71 258V259H70ZM150 258V260H149ZM39 259V260H38ZM70 259V260H69ZM138 259V261L136 260ZM158 259V260H156ZM253 259H255L257 261H254ZM263 259V260H262ZM22 260V261H20ZM37 260V261H36ZM52 260V261H51ZM55 260V261H54ZM66 260V261H65ZM68 260V261H67ZM73 260V261H72ZM122 260L126 261V259L122 258ZM140 260V261H139ZM147 260V261H146ZM71 261V262H70ZM156 261V262H155ZM259 261V262H258ZM36 262V263H35ZM51 262V263H50ZM67 262V263H66ZM151 262V263H149ZM82 264V262H80ZM87 263V262H86ZM111 263V262H110ZM229 264L231 263L228 262ZM89 264V263H87Z\"/></svg>",
    "mask_w": 264,
    "mask_h": 264
}]
</instances>
